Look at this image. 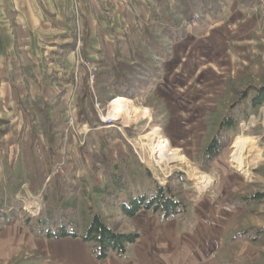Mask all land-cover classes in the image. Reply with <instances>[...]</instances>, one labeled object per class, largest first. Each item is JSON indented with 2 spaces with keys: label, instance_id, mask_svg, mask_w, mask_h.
I'll list each match as a JSON object with an SVG mask.
<instances>
[{
  "label": "rangeland",
  "instance_id": "374dc122",
  "mask_svg": "<svg viewBox=\"0 0 264 264\" xmlns=\"http://www.w3.org/2000/svg\"><path fill=\"white\" fill-rule=\"evenodd\" d=\"M242 1L251 2L253 8L248 13L255 14L256 24L248 34L242 33V28H239L242 26L241 23L228 18L225 13L224 19H220V27L217 30V33H220L218 40L220 44L214 51L199 47L198 42L195 43L196 47H191L192 49L182 46L171 47L173 42L184 37L183 29L188 23L180 15L181 5L177 3L168 10L173 19L181 21L180 27L172 28L171 21L163 26L160 25V28L155 26L153 31L156 32L154 37L158 46L150 45L147 38L140 41L136 34L131 37L133 39L136 37L140 41L138 50L135 49L136 45L132 44L134 41L129 38L126 41L127 45L120 48L116 46V49L112 50L116 61L124 65L120 70L125 77L132 78L130 72L137 71L135 79L133 78L134 82L127 89L130 90L132 98L125 97L139 108L134 121L120 118L114 120L107 116L109 103L120 96H117V87H113L115 77H111L110 74L114 72L111 67L113 65L107 59L109 55L105 54L106 52H103L97 61L91 63L97 66L98 76L105 72L109 75L104 74L100 80L95 79L93 84L89 81L83 66L85 61L81 58L76 60L71 73L72 87L75 86L72 89L73 100L71 105L59 109L58 113L52 106L55 107L54 102L57 99L54 94L60 92L59 90L54 89L52 98L44 101L38 98L36 82L29 81L26 84L27 91L34 99L30 97L17 101L22 112L23 126L13 131V128H16L13 117H11L13 123L0 124V201L2 202L0 264H69L59 262L55 258L49 242L56 240L44 237L46 228L38 227V221L44 222V217L48 214L49 210L46 209L48 206L54 212L51 226L58 222L59 208L55 204L54 197L46 199L40 188V179H43L46 186L50 178L58 172H64L66 176L71 173L75 178V184L78 185L80 194L67 195L61 204V206L69 204L77 208L73 211V222L78 233H82L87 227L92 212L99 214L107 225L115 227L117 231L131 234L134 221L123 217L115 206L136 195L147 194L154 183L164 185L168 178L176 173L184 174L185 179L190 182V186L184 185L187 203L201 196L225 203L236 198L233 204L235 205L239 204L242 198L264 192V104L253 107L251 97L240 101L241 93L245 90L253 88L256 91L264 87V0ZM243 6L242 8L247 11V6L245 4ZM194 21H199V17L194 18ZM162 28H170L171 31L176 29L173 37L177 38L164 41L160 35ZM202 36L196 34L195 38ZM81 37L77 35L78 47L82 43ZM246 40L250 43H244ZM150 46L154 49L148 48ZM160 46L163 50L158 49ZM235 46L244 49L238 50ZM24 73L32 75L31 68L26 66ZM90 96L99 119L98 124L92 125L94 129H90L86 123L80 121L82 111L92 118L91 111L85 105L86 99ZM82 100L84 104L81 103ZM46 103L49 107L43 109ZM142 111H147L146 115ZM232 112L235 114V123L228 132L230 139L228 148L212 162L208 171L201 170L200 164L205 149L216 135L220 123ZM70 119L72 125L67 126ZM247 121L250 122L249 129L244 131L240 125L241 122ZM155 127L159 128L158 137L167 139L173 148L178 149L196 175L205 173L210 177L212 186L210 185L206 191H201L193 175L176 168L163 171L162 165L156 163L158 159H155L147 147L142 145L145 142L143 136ZM9 128L12 134L18 137V155L15 162L12 161V148L6 147V133H3ZM90 134L94 145L90 148L91 152L100 154L96 139L99 136L104 137V142L108 145L110 162L115 164L118 158H124L129 166V169L124 171L127 176L124 179L123 191L108 199V207L102 204L101 197L93 191L94 184H109L106 175H96L93 184L89 178L91 164L88 156L86 154V157L82 156L80 152L81 148L85 147L87 135ZM237 136L250 137L255 142V149L247 159L249 171L247 176H243L231 167V143ZM36 139L41 146L48 149L51 147L50 142H56L55 153L61 156L64 162L52 163L50 166L49 163L42 161L44 159L42 152L45 148L42 147V150L31 142ZM27 155L29 162L26 159ZM36 159H40L38 164L32 162ZM244 202L248 213L231 220L226 234L243 233L245 240H240L231 248H224L222 255L225 260L230 256H238L237 264H264V235L257 233V230L264 228V202L257 203L250 200ZM251 249L254 250L255 255L243 254V257H239ZM62 250L67 253L68 250L74 249L63 243ZM90 253L94 257L91 251Z\"/></svg>",
  "mask_w": 264,
  "mask_h": 264
},
{
  "label": "crops",
  "instance_id": "0c3cea01",
  "mask_svg": "<svg viewBox=\"0 0 264 264\" xmlns=\"http://www.w3.org/2000/svg\"><path fill=\"white\" fill-rule=\"evenodd\" d=\"M200 1L183 0L195 4L197 14L194 18L199 17V21L186 23L182 33L184 37L173 42L171 47L192 49L198 42L199 47L214 51L220 44L217 30L225 13L228 18L241 23L239 28H242V33L248 34L256 24L255 14L248 13L253 8L251 2L228 0L216 12L204 15ZM176 3L180 5L179 0H0V120L11 124L14 119L16 128L13 131L23 126L17 101L30 97L34 99L27 91L29 81L38 84V98L44 101L52 98L54 89L60 91L54 94L57 100L52 107L56 113L71 105V73L78 58L95 62L103 52L113 58L112 50L116 46L123 47L130 36L143 35L148 24L160 28L166 23L170 13L168 9L164 13L161 4L168 5L171 10ZM244 4L247 11L242 8ZM182 6L180 9L185 11ZM175 30L170 32L173 36ZM196 34L203 36L195 38ZM77 35L82 36L79 47ZM173 36L171 39H174ZM163 40L170 41V38ZM116 41L119 44L116 45ZM235 49L244 48L235 46ZM26 66L31 68L32 75L24 73ZM48 107L46 103L43 109ZM12 133L9 128L5 143L7 148L13 149L12 161L15 162L18 137ZM245 205L244 201L232 206L199 196L191 199L184 215L165 223L160 222L158 215L140 211L131 218L134 221L132 233L139 236L136 242L127 247L124 255H112L103 262L96 261L90 248L79 240L77 243L64 238L52 240L49 244L55 258L69 264H237L238 256L225 260L222 251L245 240L244 235L243 239L231 241V237L238 233L226 234L231 220L248 213ZM63 243L74 250L65 253ZM243 254L255 255L252 249L238 255L243 257Z\"/></svg>",
  "mask_w": 264,
  "mask_h": 264
},
{
  "label": "trees",
  "instance_id": "16d2710c",
  "mask_svg": "<svg viewBox=\"0 0 264 264\" xmlns=\"http://www.w3.org/2000/svg\"><path fill=\"white\" fill-rule=\"evenodd\" d=\"M180 1V0H179ZM228 2V0H201V11L205 15L207 12H216L217 9L221 5H225ZM163 7L164 13H166L169 9L168 5L165 6L161 4ZM180 5L184 6L186 9L185 11L181 10L180 15L183 16V19L190 23L194 20L195 15L197 14L194 10L195 4L193 3H186L183 2V0L180 1ZM172 14L169 15L166 22L171 21L172 28H179L181 21L178 19H173ZM149 26H146L143 32V35H136L139 36L138 39L141 41V39H146L150 45L157 44L155 37H154V31L153 28L154 25L148 24ZM170 28H162L161 29V36L163 38H172V34L170 33ZM133 39L131 36L129 39H132L134 42L132 44L136 45L135 49L138 50V47L140 46V41L137 40V38ZM177 38V37H176ZM175 38V39H176ZM119 44V41H116V45ZM127 45L126 42L123 44V46ZM152 48L151 46L148 47ZM158 49L163 50L162 46H160ZM117 53V50H116ZM107 59L111 61L112 65V71L116 73H110L112 76L115 77L113 87L116 86L117 90L116 93L117 96L120 97H127L132 98L130 94L129 85L133 83V78L135 79V76L137 75L136 72H130V75H132V78L125 77L124 73L121 72L120 68H122L124 65L121 63H118L115 58V54H113V58L110 56H107ZM114 69V70H113ZM106 76L109 75V73L105 72ZM104 74H97L96 79L100 80L104 76ZM86 82V79H84ZM67 83V81H66ZM69 83V81H68ZM117 84V85H116ZM86 85V84H85ZM120 85V86H119ZM87 88V86H86ZM88 89V88H87ZM123 90V91H122ZM127 91V92H126ZM252 91L253 93H251ZM251 94V95H250ZM253 94V95H252ZM241 102L247 100L249 97H251V105L253 107L259 106L264 104V87L258 90H253V88H249L245 90L243 93H241ZM87 100V109L91 111L92 118L89 117L85 112H80L81 119L80 121L82 123H86L90 129H94L93 124H98L99 119L97 118V114H95V110L93 108L92 103V96H90ZM84 104L83 100L81 102ZM233 111V110H232ZM234 113L223 120V122L220 123L218 131L216 135L213 137L207 148L205 149L203 159L200 164V169L203 171H208L210 169V166L212 162L218 158L221 153L228 148L229 146V135L228 132L231 130L234 126L235 119H234ZM0 124H7V122H4L0 120ZM60 126L59 124H57ZM7 130H5L3 133L5 134ZM49 136V135H48ZM51 136V135H50ZM49 136V137H50ZM91 134L87 135L85 139V147L81 148L80 152L82 156H85V154L88 156V160L91 164L89 168V178L93 182H95V176L98 174L106 175L107 181L109 184H102V185H96L93 186V191L95 194L99 195L101 197V202L104 206L108 207V199L112 198L116 195V193L123 191L124 188V179L127 176V174L124 173L125 170L129 169V166L127 165L126 159L124 158H118L117 162L111 163L108 156V145L104 142V137H97L98 141V152L100 153L95 154L94 152L90 151L91 146L93 147V143L91 140ZM52 139V138H50ZM31 142L34 143L35 146L41 147L43 150V146L39 143V140H31ZM33 145V146H34ZM51 149L45 148V151H43L44 159L42 161L49 163L51 166L52 163L60 164L61 162H64L63 158L61 156L57 155L55 152V146L56 142H50ZM43 147V148H42ZM29 150H31L29 148ZM86 157V156H85ZM29 155H27L26 159L29 162ZM40 159L33 160V163L38 164ZM33 167H35L33 165ZM38 168V167H37ZM74 176L71 175V173L66 176L64 172H58L57 175L50 178L48 184L45 186V183L42 181L43 179H40V188L43 191L42 193L45 195V198H51L54 197L55 204L58 206V222L55 223L53 226H51L50 222L54 219V212L48 209V214L46 217H44V222L38 221V227L39 229H42L43 227L46 228L44 237L49 239H60V238H71V239H79L83 244L87 245L93 256L94 259L98 262H103L107 260L110 256L116 255V256H122L126 253L127 247L129 245H132L136 242L138 239V234L136 233H121L117 231L115 227L109 226L105 223L104 219L97 213H90L91 219L87 225V227L84 229L82 233L77 232V227L75 223L73 222V211H75L77 208L73 205L66 204L64 206H61L63 199L67 195H79V189L78 185L74 182ZM178 184H173V183ZM184 185L190 186V182H188L185 179L184 174L182 173H176L173 176H170L168 178V181L164 185H160L157 183L153 184V187L147 194L142 195H136L135 197H132L131 199L125 200L115 206L119 213L128 219H131L135 217L140 211H146L154 215H158L159 220L161 223H165L169 220L176 219L182 215H184L188 209L189 202L187 203L185 199V188ZM1 191V186H0ZM236 198H232L227 203L229 205H233L236 202ZM242 201L250 200L252 202H264V192H259L250 195L247 198H242ZM241 201V202H242ZM0 206H2V202L0 201ZM257 233L264 235V228L261 230H257ZM244 234L241 233L239 235H234L231 237V241H236L239 239H243Z\"/></svg>",
  "mask_w": 264,
  "mask_h": 264
},
{
  "label": "bare ground",
  "instance_id": "6f19581e",
  "mask_svg": "<svg viewBox=\"0 0 264 264\" xmlns=\"http://www.w3.org/2000/svg\"><path fill=\"white\" fill-rule=\"evenodd\" d=\"M138 113L139 108H136L129 99L115 97L108 105L107 116L114 120L120 118L126 121H134ZM142 113L146 115L147 111H142ZM158 132L159 128H153L150 133L143 136L145 142L142 144L147 147L150 154L155 157V159H158L156 163L160 164V166L162 165L163 171H170L171 169L176 168L186 174L193 175L198 188L201 191H206L211 185L210 177L205 173H199L196 175L187 159L179 153L178 149H174L170 146L167 139L158 137ZM254 149L255 142L252 138L246 136L234 137L231 143V167L243 176H247L249 173L247 159L252 155Z\"/></svg>",
  "mask_w": 264,
  "mask_h": 264
},
{
  "label": "built area",
  "instance_id": "2783aa9c",
  "mask_svg": "<svg viewBox=\"0 0 264 264\" xmlns=\"http://www.w3.org/2000/svg\"><path fill=\"white\" fill-rule=\"evenodd\" d=\"M83 66L86 69V72H87L86 74L88 76L89 81L91 82V84H93L94 80L96 79V75L98 73L97 66L95 64H93V63H84ZM74 88H75V86H74ZM96 106H97V108H99L98 105H96ZM261 109H263V108H260V110ZM71 120L72 119L68 120L67 126L69 124L72 125V121ZM247 122H242V124L240 125L241 129L244 130V131H247L249 129L250 122L249 121H247ZM103 123H104V121H103Z\"/></svg>",
  "mask_w": 264,
  "mask_h": 264
}]
</instances>
